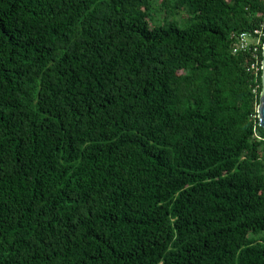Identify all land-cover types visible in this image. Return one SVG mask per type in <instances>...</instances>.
<instances>
[{
  "label": "trees",
  "instance_id": "16d2710c",
  "mask_svg": "<svg viewBox=\"0 0 264 264\" xmlns=\"http://www.w3.org/2000/svg\"><path fill=\"white\" fill-rule=\"evenodd\" d=\"M263 22L0 0V264H264V36L233 51Z\"/></svg>",
  "mask_w": 264,
  "mask_h": 264
},
{
  "label": "built area",
  "instance_id": "2783aa9c",
  "mask_svg": "<svg viewBox=\"0 0 264 264\" xmlns=\"http://www.w3.org/2000/svg\"><path fill=\"white\" fill-rule=\"evenodd\" d=\"M263 36H264V22L259 28L255 29L253 34L248 32L241 33L237 37V41L235 43L233 51L236 53L239 51H245L247 49L252 48V53L254 54V58L257 59V52L259 50V45ZM251 68L257 69V61H254L251 64Z\"/></svg>",
  "mask_w": 264,
  "mask_h": 264
},
{
  "label": "water",
  "instance_id": "95a60500",
  "mask_svg": "<svg viewBox=\"0 0 264 264\" xmlns=\"http://www.w3.org/2000/svg\"><path fill=\"white\" fill-rule=\"evenodd\" d=\"M263 53H264V45H263ZM263 85H264V67H263ZM258 114H259V125L264 128V88H263V92L261 95V101H260V105L258 108Z\"/></svg>",
  "mask_w": 264,
  "mask_h": 264
}]
</instances>
